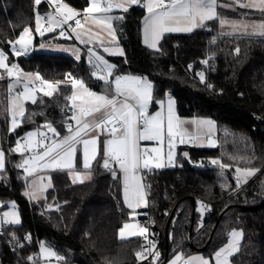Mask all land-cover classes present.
I'll list each match as a JSON object with an SVG mask.
<instances>
[{"label": "trees", "instance_id": "1", "mask_svg": "<svg viewBox=\"0 0 264 264\" xmlns=\"http://www.w3.org/2000/svg\"><path fill=\"white\" fill-rule=\"evenodd\" d=\"M63 1L75 9H84L89 3ZM50 8L46 0L39 5L35 0H0V49L7 55V63L38 72L53 83L63 81L53 96L26 102L25 115L11 132L5 97L8 75L0 69V148L6 158L5 168L0 170V201L17 203L21 223L9 224L8 233L12 232L23 245L14 252L3 246L1 264H26L25 257L32 253L41 264L42 242L55 250L62 263L130 264L139 259L136 253L142 250V236L119 238L118 230L130 219L131 209L123 199L120 173L105 171L100 154L89 170L91 178L82 183H74L68 169L48 170L51 186L36 200L23 193L27 177L19 176V154L8 156L19 135L26 131L50 123L57 132H65L67 115L61 108L70 107L66 97L72 93L67 73L82 79L94 91L110 86L92 75L95 68L86 62L84 53L80 59L35 51L14 55L9 42L27 26L34 30L36 12ZM218 12L234 17L262 16V12L241 7L233 10L220 6ZM144 13L143 7L130 6L114 21L123 53L107 55L106 59L114 65L115 74L140 75L153 83L150 110L169 93L179 116L212 118L217 144L179 145L176 165L143 171L147 205L141 209L146 211L145 216L139 215L138 219L142 222L151 217L152 228L162 231L163 256L181 250L185 256L200 253L212 258L227 242L229 232L239 230L241 241L231 263L264 264V35L223 33L218 19H214L190 32L164 33L159 47L153 49L142 42ZM34 39H38L35 33ZM196 70L204 74L203 81L195 75ZM213 159L220 164L213 165ZM237 167L258 171L234 191L230 172ZM75 169H81L79 152ZM223 169L226 177L222 179ZM198 201L207 203L208 212L203 217L196 210ZM198 218L203 219L200 227L196 224ZM29 235L31 240H24Z\"/></svg>", "mask_w": 264, "mask_h": 264}, {"label": "snow or ice", "instance_id": "2", "mask_svg": "<svg viewBox=\"0 0 264 264\" xmlns=\"http://www.w3.org/2000/svg\"><path fill=\"white\" fill-rule=\"evenodd\" d=\"M48 2L52 5H56L57 14L62 17L60 20L55 21L51 16H49L50 25L55 23L57 27H62L68 21L74 19L75 15H78L75 9L70 8L67 4H61L59 0H48ZM237 3L240 0H236ZM35 3L39 5L41 0H35ZM139 0H120L119 3L113 2V0H90L89 7L84 9L83 11L86 14H94L96 16L98 23H105L108 27L109 34L114 36V30L112 29L111 21L113 19H119V17H112L107 15L113 9L122 8L124 11H127L128 8L125 5L131 6L138 4ZM149 16L145 18V32L146 36L151 35L153 38V47H155V40L161 36L165 32H173V31H192V28L181 29L177 27H171L170 24L180 18H191L192 20H198L200 24L204 21H211L218 18V15L215 11L217 7V0H170V3L165 6V0H147L145 4ZM240 7L243 8H257L258 10L264 12V0H248L246 4H240ZM77 26L80 25V21L77 19L75 21ZM221 26L223 27L226 23V20L220 21ZM37 31H39V17L37 18ZM233 28L236 27V23H232ZM247 28V25H244ZM258 27L262 30L259 34L264 35V22L258 25ZM47 31H54V28L49 26ZM73 32L76 31L75 28L72 29ZM29 29L25 28L24 33H28ZM24 33L21 34L19 40L16 41L17 44L20 45L19 49H14V55L19 57L27 54L28 52V42L24 39ZM43 34V33H41ZM61 36H65V32H60ZM71 38V37H69ZM77 39L81 40V43H86L87 41L81 39L79 33H77ZM147 42V40H146ZM11 44V42H9ZM103 42H101L102 44ZM104 52H109L108 48H103ZM237 53L239 52V48L236 49ZM89 54V63L97 69L98 71L106 72L109 78L113 77L114 66L110 65L107 60L104 59L99 52L94 51L92 48L88 49ZM116 54V53H112ZM122 55V52L119 53ZM94 57V60H93ZM79 59V56H77ZM7 55L0 51V69H4L9 77L15 76L16 82L19 83L20 80V69L17 64L9 65L7 63ZM203 63H207V61H203ZM191 67V66H190ZM31 76L32 74H26ZM92 75L98 79L104 80V76L97 75V72L94 71ZM201 81L204 80V74L198 73ZM66 78H70L71 87L76 89L77 87L84 88V82L82 79H78L73 77L71 73L66 74ZM35 80L40 81L41 88L40 89H30L27 84L24 86V92L19 94L17 99L22 96L24 99H30L32 103H36L34 93L36 91H43L45 96H53L54 92L58 90L57 85L63 83V81H59L56 84L48 80H44L39 73L35 74ZM108 82H114L115 84V95L111 98L105 95H97L93 92H88V95L91 97H95L96 103L91 108H81V114L85 117H94V114L103 113L102 119L96 121L94 118L91 122L88 120H80L76 119V128L73 129L71 124L68 125L70 135H66L62 137L60 140H53L49 145L47 143H43V141L37 140L35 143L32 141V137L37 136L38 133L29 132L27 133V143L22 145L19 141L13 152H23L40 149L41 144L43 143V147L38 154L32 156L30 159H24L22 163L16 165L17 168H22L27 176H32L36 171V168L32 166L31 161H43V167L45 168H53V170H72L74 169V161L77 156V146H82V156H83V168L85 170L91 169V162L96 160L97 156L100 154L101 149L99 147V136H92L91 138H84L88 135L89 132L94 131L95 129H100L101 131L107 130L108 134L112 137L103 142L102 154H103V164L102 167L105 169L109 168L110 161L119 165L120 169L125 173L126 184H125V202L127 203L130 209L133 208V203L138 208L140 207V201L144 199L143 195L139 191L138 186H133L131 184L132 181L135 180V172L138 169H148L151 170L154 168H162L165 164L162 162V157L160 155V148L149 149H141L139 146V142L141 140L144 141H158L162 142L164 139V126L162 120L159 118L160 114L149 116L147 114V106L151 99V88L152 85L144 78L140 77H125V76H115L114 81L110 80ZM124 82V83H122ZM47 87L49 91H44V87ZM11 87V86H10ZM87 91V89H85ZM122 98L123 102L117 107V99ZM66 99L75 101L77 99V94L73 91V94L70 97H66ZM129 101H134V103H130ZM75 107V104H73ZM110 109V111H109ZM20 117H24L25 113L23 108H20L18 113ZM209 125H211V121H207ZM17 123V114L14 113L12 117V129L14 130L18 127ZM46 127L51 130L54 136H58L59 133L56 131L54 127L50 123L46 124ZM173 116L171 113V104L169 107V116L167 120V138L169 147L171 148L172 139L174 136L178 135V133L173 131ZM42 135V134H39ZM45 140L47 137L44 138ZM183 142V140H181ZM187 156V154L185 153ZM167 159L169 164L172 162L173 156L172 152L169 151L167 155ZM213 165L220 164L219 160L213 159L211 161ZM221 167L227 168L229 165L221 164ZM5 168V152L2 148H0V170ZM236 183L237 187H239L241 181L247 182V178L255 175L258 171L255 168H236ZM243 173V176L239 175ZM115 175V172H113ZM76 179L73 182H83L81 177V173L79 171L75 172ZM90 178V177H89ZM132 188V196L134 199L129 198V190ZM25 195L35 196V192L28 193ZM207 207V206H205ZM11 216V219L3 221V223L8 224H20L21 221L19 219L18 213L13 211L12 213H4V217ZM134 227L129 224H125L123 228L120 229L121 238H124L125 229ZM148 232L147 227H141L139 232H132L131 235H140L144 236L145 233ZM242 234L233 231L230 236L232 240L229 245L221 248L219 251L215 253V264H229V257L233 255V252L238 250V241L237 237ZM17 244H20L18 238L13 237ZM25 240H31L30 235L24 238ZM151 243V242H149ZM20 247H23L21 244ZM42 251L48 252L51 256H56V253L51 249L45 247L41 244ZM142 252H137L136 256L139 259L146 260L148 258L146 254ZM154 257H158L159 253H152ZM58 259H62L57 257ZM33 257L29 256L28 260H32ZM180 256L176 257V260H179ZM195 259V258H193ZM201 260V264H209V261L204 260L203 258H199ZM175 264V261L172 262Z\"/></svg>", "mask_w": 264, "mask_h": 264}, {"label": "rangeland", "instance_id": "3", "mask_svg": "<svg viewBox=\"0 0 264 264\" xmlns=\"http://www.w3.org/2000/svg\"><path fill=\"white\" fill-rule=\"evenodd\" d=\"M144 1L146 4L147 0H144ZM229 1H231V0H229ZM59 2L61 4H67L63 0H59ZM113 2H114V4L119 3L120 0H113ZM240 2H243V0H240ZM68 6L72 9H74L72 6H70V5H68ZM131 6H137V4L131 5ZM220 6L221 7L223 6L226 8H231V9L235 10L236 8L240 7V4L237 3L236 0H232V2H228V3H226L225 0H217V7H216L215 11L218 15L217 19H218L220 32L238 33V34H242V33L259 34L262 31L259 27L256 28V26H258L259 24L264 22V17H262L263 13L261 14L262 16L260 15L261 16L260 18H250V17L246 16L245 14H244V16L242 15L240 17L239 16L238 17L226 16L223 14H219L218 7H220ZM88 7H86V8H88ZM125 7L128 8L130 6L125 5ZM141 7H143L145 9V14H144V17H143L142 22H141L142 41L148 47L153 48V49H157L159 47V45H158L159 41L156 42L155 47H153L152 46L153 43L149 40V35L146 36L145 18L149 16V13H148L146 7H144V6H141ZM241 8H243V7H241ZM54 11H55V13L52 14L53 10L50 9L46 13H48L49 16H51L54 20H56V21L60 20L62 17H60L57 14L56 6H54ZM123 12H124V10L122 8L113 7L112 11L109 14H111L112 17H119L120 18L122 16ZM259 12H261V11H259ZM38 17H39V29H40L39 31H37V26H38L37 25V18ZM82 17L84 19L82 25L77 26V25H74L73 23H67L68 25L66 28L62 26L61 30H59L57 32H53L51 34H46L47 33L46 32L47 27H45V29H43L42 27H43L44 23L49 22V17L47 15H44L43 13L38 14L36 12L34 30H32V28H30L28 26L25 27V28L29 29V32L24 33V29H25L24 28L20 32L18 37L14 41H12L11 50L14 53V49L20 48V45L17 44L16 41L19 40L21 34L24 33V39H25V41L28 42V44H27L28 52H34L35 51V52H47V53H56V54H67V55L72 56L75 59H78L77 56H79V59H80L81 54H79V53H82L83 51H85V60L89 65L92 66V64L89 63L88 49L89 48H92V49L97 48V43H99L101 37H104L105 39H111V37L112 38L115 37V29H114V22H113L115 19H113L111 21L112 29L114 30V36H113V35L109 34L108 27L105 23H98L97 22L96 16L94 14H85L84 13V15H82ZM182 20H183V18L177 19V20L173 21L170 24V26L181 28V29L189 28V26H182L183 25ZM221 20H226L228 23H226L222 27L221 23H220ZM233 22L236 23L235 28H233V26H232ZM193 23H194L193 24L194 27H196V28L200 27L202 25L199 23L198 20H194ZM244 25H247V28H245ZM73 28L76 29L75 32L72 31ZM193 29L194 28H192V30ZM61 31L65 32V36L60 35ZM173 32L174 33L175 32L185 33V32H190V31H173ZM34 33L38 36L37 40L34 39ZM41 33H43V34H41ZM77 33H79L81 39H83L87 42L81 43V40L76 38ZM45 36H47L49 38H47V37L45 38ZM69 37H71V38H69ZM146 40H147V42H146ZM106 41H108V40H106ZM73 42H77L80 44V47L82 48L81 52H79V50L77 49L76 45L73 44ZM93 60H94V57H93ZM95 71L97 72L98 76L103 75V72L100 73L97 69H95ZM36 73H38V72H31V71H25V70L20 69L19 83L16 82L15 76H12V77L8 76L7 86H6V90H5V97H6V106H7V114H8V128L11 132L14 131L12 129L13 114L14 113L17 114V123L19 124L21 117L18 115V113L20 111V108L22 107L23 111H25L26 102H32L30 99H24L22 96H20L19 99H17L18 95L24 92L25 84H27L30 89H33V88L34 89H40L41 88L40 81H37L34 79ZM26 74H32V75L28 76ZM53 84H56V83H53ZM85 89H86L85 85H84V88L77 87L76 89H73V91H75L77 93V95H79L80 98L78 99V102L69 100V105L72 108V120L75 124H76V119L81 120V118L84 117L81 114L80 109L81 108H85V109L91 108L86 104V102H84V98L86 100V96L84 97V90ZM44 91H49V89H47V87L45 86ZM34 95H35V99H38L42 96H45L43 91H36L34 93ZM70 96H71V94H70ZM88 100L89 99H87V101ZM73 104H75V107H73ZM73 117H75L76 119H73ZM187 118L189 121L194 122V125H193V127H191L192 129H189V130L187 129L189 127H185V125L183 126L185 128V130L187 131V134L191 135L189 138L186 137L184 139V142H186L185 144H188L190 146H195V145L197 146L198 140L206 141V143H208L206 145H210L209 147L215 146L217 144V140L214 137L215 133L217 132V128H216V123L212 118L204 117V116H185L184 117L185 120H187ZM207 121H211L212 122L211 125L206 123ZM98 130L99 129H95L94 131L89 132L88 135L92 134L93 132H97ZM29 132H32V131H29ZM34 132L38 133V137H39V134H43L46 132L52 133L51 130L46 127V124H44L42 127L35 128ZM104 132H105V130H104ZM105 134H106V132H105ZM102 135H104V134H102ZM107 139H110L109 135L103 136V142ZM180 143H182V142H180ZM177 144H179V143H177L176 140L172 141V145H173L171 147L172 150H170L169 143H167L166 147L163 144L162 145H154L153 148H160L161 149L160 155L163 158L162 162L165 164L164 167L176 165V163H177L176 155H177V148H178ZM16 145L13 147V149L16 147ZM80 151H81V147H80V145H78L77 146V152L80 153ZM169 151L172 152V156H173L172 162L170 164H169L168 159H167V155H168ZM26 152L28 153V151H26ZM26 152H23V154L21 152H16V153L22 154V155H19L20 156V162H18V164L22 163L23 160L27 158V157H25L27 154ZM152 169H157V168L153 167ZM115 170L116 171L119 170L118 165H116ZM235 170H234V172L237 176L238 174L236 173ZM143 171H148V169L136 170L135 180L132 181L131 184L133 186L139 187V191L143 195L144 199L140 201V207H138V208L135 206V203H133V208L131 209V213H130V219H127L118 230L119 238H121L120 229L123 228V226L125 224H129V225H132L134 227L125 229L124 238L134 236V235H131V233L132 232L138 233L141 227H147L143 222H141L138 219V216L140 215L139 211L142 208H145L147 205L146 193H145L143 182H142V172ZM80 173H81L80 179H82L83 181L89 180L91 178L90 171H80ZM221 173H222V179L225 178L226 177V170L223 169L221 171ZM120 175H121V181H122L123 199L125 202V184H126L125 173L122 171V173ZM239 175L243 176V173H241ZM26 177H27V184H26L25 190L23 191L24 195L26 192H28V193L35 192V196L25 195L28 199L36 200V199L43 197L45 194V190L51 186L50 178H49L47 171L39 172V173L34 172L32 176H26ZM251 177L252 176L248 177L247 180H249ZM71 178H72V181L74 179H76L75 175ZM77 182H79V180H77ZM241 183L243 184L245 182L241 181ZM131 193H132V188H130V190H129V198L134 199V197L132 196ZM126 205H127V203H126ZM205 206H206V204L198 201L197 206H196V210L200 214L201 217H203L206 214L207 210H206ZM13 211L18 213L19 219L21 221L19 210H18V205L14 200H8L5 203L0 201V220L2 222L5 220H8V219H11V216L4 217V213H6V212L12 213ZM6 224H8V223H6ZM231 233L229 232V238L230 239L228 238V241H227L228 243L226 242L227 245H229L230 241L232 240V237L230 236ZM145 234H147V233H145ZM135 236H140V235H135ZM236 239L238 241V248H239L241 238L239 237V239H238V237H237ZM41 244H43L45 247H47V248L51 249L53 252H55V250L52 247L48 246L47 244H45L43 242ZM41 244L39 246V256L41 258V264H66V263H62V261L57 258L58 257L57 254H56V256H51L48 252L42 251ZM236 251H234L233 254ZM196 254L197 253H192V254L186 256L185 260H184L185 264L190 261L189 258L191 256H195ZM200 257L203 258L204 260L209 261V264H215V257H212V258L205 257V256H200ZM230 258L231 257H229V264H232ZM188 264H190V263H188Z\"/></svg>", "mask_w": 264, "mask_h": 264}, {"label": "crops", "instance_id": "4", "mask_svg": "<svg viewBox=\"0 0 264 264\" xmlns=\"http://www.w3.org/2000/svg\"><path fill=\"white\" fill-rule=\"evenodd\" d=\"M46 1H48V0H46ZM143 2H144V7H145V1L143 0ZM225 2L226 3H228V2H232V0L231 1H229V0H225ZM246 3H248V0H243V2H239V4H246ZM50 4V3H49ZM89 4H90V0H89V3H88V5H87V7L89 6ZM51 5V8L50 9H52L53 10V12H52V14L53 13H55V11H54V6H56V5H53V7H52V4H50ZM223 7V6H222ZM238 7V6H237ZM86 8V7H85ZM84 8V9H85ZM223 8H226V7H223ZM50 9H48L47 11H45V12H38L37 11V13L39 14V13H43L44 15H47L48 17H49V14L48 13H46V12H48ZM75 9V8H74ZM84 9H76V11H77V13H78V15H75L74 16V18H78V19H80V20H82V23L80 24V25H82L83 24V17H82V15H84ZM227 9H231V8H227ZM246 9H252V10H255V11H260V10H258L257 8H246ZM145 10V9H144ZM262 12V11H261ZM124 13V12H123ZM122 13V14H123ZM263 13V16L262 17H264V12H262ZM86 14V13H85ZM145 14V13H144ZM107 15H110L111 16V14H107ZM78 16V17H77ZM88 16V15H87ZM143 17H144V15H143ZM234 17V16H233ZM238 17V16H237ZM240 17V16H239ZM143 19V18H142ZM54 20V19H53ZM116 20V19H115ZM114 20V21H115ZM56 21V20H55ZM113 21V22H114ZM183 25L182 26H189V28H196V27H194V20L192 21V19L191 18H183ZM141 22H142V20H141ZM206 21H204L203 23H202V25L205 23ZM74 25H77V24H75V23H73ZM65 25V26H64ZM63 25V27H67V25L68 24H64ZM201 25V26H202ZM49 26H51V27H53L54 28V31H46L47 33L46 34H49V33H53V32H57V31H59V30H61V27H57L56 26V24L55 23H53V24H51L50 25V23L49 22H47V23H44V25H43V29H45V27H49ZM191 26V27H190ZM200 26V27H201ZM258 26H256V28H257ZM198 28V27H197ZM219 30H220V28H219ZM167 33V32H166ZM164 34V33H163ZM162 34V35H163ZM162 35L161 36H159L156 40H155V43L156 42H160V40H161V38H162ZM141 38H142V36H141ZM160 39V40H159ZM106 40H108V41H106ZM149 40L153 43L154 41H153V38H152V36L149 34ZM101 42H103L102 44H101ZM143 42V41H142ZM73 44H75L76 45V47H77V49L79 50V52H81L82 51V48L80 47V44L79 43H77V42H73ZM158 45H159V43H158ZM103 48H108L109 49V52H104L103 51ZM93 50L94 51H97V52H99V54L100 55H102L103 57H104V59L105 60H107L106 59V56L107 55H121V54H119V53H123V48L117 43V38H116V33H115V37H111V39H105L104 37H101V39H100V41H99V43H97V48H93ZM82 53H84L85 54V51H83ZM82 53H79V54H81L82 55ZM112 53H116V54H112ZM108 61V60H107ZM108 63L110 64V65H113L112 63H110L109 61H108ZM114 66V65H113ZM100 73L102 72V71H99ZM103 76H104V80H102V81H104V82H108V81H110V80H113L114 81V77L115 76H125V77H140V78H144L145 80H146V82H148V83H150L151 85H152V88H151V99H150V102L148 103V106H147V114L149 115V116H153V115H156L157 113H159L160 114V119L162 120V122H163V126H164V139H163V141L162 142H158V141H155V140H152V141H144V140H141L140 142H139V146H140V148L141 149H143V147L144 146H146V145H148L149 146V150H151L153 147H154V145H164L165 147H166V145H167V143H168V138H167V120H168V116H169V107H170V104H171V113H172V116H173V124H174V129H173V131L174 132H176V133H178V135H176V136H174L173 137V139H172V141H177V143H179V144H177V147L179 146V145H184L186 142H184V139L186 138V137H190L191 135L190 134H187V131L185 130V128L183 127L184 125H185V127H189V128H187L188 130L189 129H192L191 127H193V125H194V122H191V121H189L188 120V118H187V120H185L184 119V117H181V116H179L178 115V113H177V110H176V103H175V99L168 93V94H166L165 95V97L163 98V99H159V100H157L156 101V104H157V106H156V108L155 109H153V110H150V104H151V101H152V90H153V83L148 79V78H146V77H144V76H140V75H133V74H115L114 73V70H113V77L112 78H109L108 76H107V74H106V72H103ZM101 80V79H100ZM108 83H110V86L106 89V90H104V91H100V92H98V91H94V90H92V89H90V88H88L85 84V87H86V89H87V91L86 90H84V97L86 96V100H85V98H84V102H86V104L89 106V107H93V105L96 103V100H95V97H91V96H89L88 95V92H93V93H97L98 94V96L99 95H105V96H108L109 98H111L113 95H115V84H114V82H108ZM122 83H124V82H122ZM73 94V89H72V93H71V95ZM77 94V93H76ZM80 97H79V95H77V99L75 100V102H78V99H79ZM87 99H89L88 101H87ZM88 102V103H87ZM123 102V100H122V98H118L117 99V107H119L120 106V104ZM130 103H134V101H129ZM109 111H110V109H109ZM102 117H103V113H100V114H94V117H83V118H81V120L83 121V120H88L89 122H91L92 120H93V118L96 120V121H99L100 119H102ZM75 128H76V124H75ZM74 128V129H75ZM100 130V129H99ZM97 131V132H93L92 134H90V135H88V136H86V137H84V138H91L92 136H96V135H98L99 136V147H100V149H101V152H100V155L102 156V160H103V154H102V148H103V136H106V135H109V134H105V132L104 131ZM29 131H32V132H34V129H31V130H29ZM29 131H26L25 132V137H26V140H28V137H27V133H29ZM36 133V132H35ZM102 134H104V135H102ZM216 134V133H215ZM66 135H70V132H68ZM65 135V136H66ZM109 137L110 138H112L110 135H109ZM32 139V141L35 143L37 140H40V141H43V143H47V144H51L52 143V140H41L40 139V135H39V137H38V135L37 136H34V137H32L31 138ZM61 139V138H60ZM59 139V140H60ZM181 140H183V142L182 143H180L181 142ZM43 143L41 144V148L40 149H37L38 151H40L41 149H42V147H43ZM197 146L198 147H209L210 145H206V144H208V143H206V141H204V140H198L197 141ZM196 146V145H195ZM80 147H81V151H80V165H81V169H75V166H76V159H75V161H74V169H72V170H69V175H70V178L71 177H73L74 175H75V172H77V171H89V170H85L84 168H83V156H82V151H83V149H82V146L80 145ZM213 147V146H212ZM170 150H172V148H170ZM30 151V150H29ZM29 151H28V153L26 154V156L25 157H27L26 159H30L32 156H35V155H37L38 153H35V154H30L29 153ZM19 155H22V154H20V153H18ZM6 159V158H5ZM37 162L38 161H31L30 160V163L32 164V166L33 167H35L36 168V173H39V172H44V171H48V170H53V168H45V167H43V166H41V167H38L37 166ZM92 163H93V161L91 162V165H92ZM116 165H118V164H116L115 163V168H116ZM118 167H119V165H118ZM167 167V166H166ZM115 168H114V170H115ZM149 171V170H148ZM23 172H24V170H23ZM118 172L121 174L122 173V170L120 169V167H119V170H118ZM25 173V172H24ZM25 175H26V173H25ZM27 176V175H26ZM121 176V175H120ZM71 180H72V178H71ZM51 183V182H50ZM234 230H232L231 232H233ZM235 231H237V232H239V233H241L239 230H235ZM230 232V233H231ZM240 238H241V236H239ZM239 237H238V239H239ZM229 238V237H228ZM230 239V238H229ZM228 241V240H227ZM228 243V242H227ZM227 243H225V245H223L221 248H224L226 245H227ZM221 248H219L217 251H219ZM217 251H215L213 254H212V257H215L214 255H215V253L217 252ZM199 255V256H198ZM200 256H203L202 254H200V253H197L195 256H191L190 258H189V262L188 263H190V264H201V260L199 259V258H201ZM193 258H195V259H193ZM188 263H186V264H188Z\"/></svg>", "mask_w": 264, "mask_h": 264}, {"label": "built area", "instance_id": "5", "mask_svg": "<svg viewBox=\"0 0 264 264\" xmlns=\"http://www.w3.org/2000/svg\"><path fill=\"white\" fill-rule=\"evenodd\" d=\"M170 3V0H165V6H167L168 4ZM144 5V2L143 0H139V3L137 4V6H143ZM78 18H74L72 21L73 23H75V21L77 20ZM80 21V24L82 23V20L78 19ZM71 21H68L67 23H70ZM66 23V24H67ZM76 24V23H75ZM65 26V25H64ZM1 51V49H0ZM12 64H16L15 62H13ZM198 73H201L200 70H196L195 71V75L197 77H200L198 75ZM67 97H70V95H68ZM61 111L62 112H65L66 115H67V119L65 121V132L64 133H59L58 136H54L53 133H49V132H46V133H43L41 136H40V139L41 140H45L44 138L47 137L46 140H59L60 138L64 137L68 132H69V128H68V125L71 124L72 128L74 129L75 128V123L73 122L72 120V108L71 107H62L61 108ZM105 132L108 134L107 130H105ZM214 137H216V134L214 135ZM18 141L24 145L27 143V140H26V137H25V134H21L19 135L18 137ZM149 149V146L146 145L143 147V149ZM30 154H35V153H38V150L37 149H33V150H30L29 151ZM13 154V151L9 150L8 152V156ZM43 161H38L37 162V166L38 167H41L43 165ZM103 164V162H102ZM207 164V163H205ZM105 171H111V170H114L115 168V163L110 161V165H109V168L105 169L104 167H102ZM20 178H25L26 175L25 173L23 172V169H22V172L20 173ZM230 176L232 177L236 187H235V190L236 191L237 189H239L243 184L240 183L239 187H237V183H236V174L234 171H231L230 172ZM206 206H207V203H206ZM206 213L208 212V207H206ZM140 216L143 217L145 216L146 214V211L144 210H140ZM142 222L148 227V232L147 234H145L144 236H142V241H143V247H142V250L141 252L142 253H145V251L147 250L146 254L148 256V258L146 260H143V259H138L137 261L133 262V263H130V264H172L173 261H175V264H185V254L183 251L181 250H178L174 253H172L171 255L169 256H163V253H162V240H163V233L162 231H158V230H155L152 228V225H153V220L151 217H145L143 219H141ZM196 224L197 226H202L203 225V219L202 218H198L196 220ZM8 225L9 224H6V223H3L1 220H0V250L3 246H7L10 248V250L12 252L16 251L17 249L21 248L20 245L22 244V242L20 241V244H17L14 240L13 237L17 238L16 236H14V234L12 232L8 233ZM25 238V237H24ZM25 240V239H24ZM151 242V243H149ZM155 252H158L159 253V256L158 257H154L152 255V253H155ZM31 256L33 257V259L30 261L28 260V257ZM177 256H180V259L179 260H176V257ZM25 263L26 264H38V256L35 254V253H32L30 255H27L25 257ZM0 264H1V259H0Z\"/></svg>", "mask_w": 264, "mask_h": 264}, {"label": "water", "instance_id": "6", "mask_svg": "<svg viewBox=\"0 0 264 264\" xmlns=\"http://www.w3.org/2000/svg\"><path fill=\"white\" fill-rule=\"evenodd\" d=\"M169 236H171V232H169Z\"/></svg>", "mask_w": 264, "mask_h": 264}]
</instances>
